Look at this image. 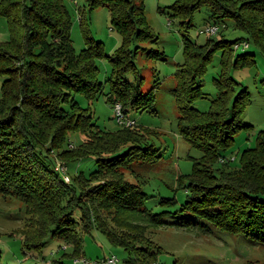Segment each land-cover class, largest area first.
<instances>
[{
	"label": "trees",
	"instance_id": "trees-1",
	"mask_svg": "<svg viewBox=\"0 0 264 264\" xmlns=\"http://www.w3.org/2000/svg\"><path fill=\"white\" fill-rule=\"evenodd\" d=\"M86 1L90 6L104 4L111 24L122 35L115 53L107 57L111 67L105 79L107 101L111 105L118 102L124 114L129 109H151L152 91L142 92V76L137 74L133 61L144 47L132 43L155 37L150 36L143 0ZM202 5L209 8L208 22L230 16L264 49V0H175L172 14L188 25L193 10ZM0 15L6 18L10 35L8 40L0 41V75H4L0 97V192L24 203L28 217L20 229L23 245L39 250L48 234L58 235L71 246L70 255L80 256L81 235L97 226L109 241L126 250L123 264H164L158 257L161 245L146 234L138 238L130 234L140 229L132 220L143 219L142 232L149 224L162 223L160 211L143 206L145 194L140 186L127 180L121 171L133 159L158 155L146 152L148 146H143L145 135L140 128L123 124L114 131L100 129L91 119L90 109L79 106L71 96L73 91L90 97L101 91L103 82L96 79L95 64V58L102 55L101 42H91L87 37L85 46L75 52L69 37L66 0H0ZM79 19L83 23L82 17ZM236 41L223 37L214 40L211 34L201 43L182 38L183 61L173 73L171 94L179 110V134L202 155L193 157L191 171L182 175L185 179L177 180L185 190L184 200L178 202L174 195L164 197L173 208L161 211L182 218L186 224H198L201 229L209 223L221 228L233 226L264 239V128L253 146L240 151L237 165H230L222 153L242 126L247 88L241 87L235 93V80L222 68L215 79L218 92L209 108L199 110L192 105L203 95L200 75L213 51L220 48L227 57ZM146 50L152 56L156 49ZM250 54H234L232 65L251 60ZM129 71L134 74L133 80L126 78ZM73 131L85 137L75 154L94 157V167L87 172L79 169L65 183L52 167L53 158L45 153L48 148L40 142L49 141L66 153L70 149L64 145L65 140ZM95 136L101 137L97 145L93 142ZM127 142L131 143L124 152L112 155ZM91 143L96 145L92 154ZM37 144L39 149H35ZM28 157L33 163L27 162ZM75 208L80 210L79 219L72 216ZM77 223L81 224V232L75 228Z\"/></svg>",
	"mask_w": 264,
	"mask_h": 264
},
{
	"label": "rangeland",
	"instance_id": "rangeland-1",
	"mask_svg": "<svg viewBox=\"0 0 264 264\" xmlns=\"http://www.w3.org/2000/svg\"><path fill=\"white\" fill-rule=\"evenodd\" d=\"M174 1L143 0V14L151 29L150 36L155 37L132 43L140 44L145 49L138 51L133 61L137 74L142 76L140 86L142 92L151 90L154 102L151 109H148L149 107L129 109L125 113V118L133 121L132 128L136 127V130L140 128L144 133L143 146H148L146 152L158 156L152 159H133L121 171L127 180L138 183L139 190L145 194L143 206L150 207L152 212L160 211L159 218L163 222L149 224L151 226L142 232L141 227L145 224L143 219L132 220L140 229L136 232L137 235L130 234L137 238L146 234L161 245L163 249L158 257L164 264H264V239L233 226L221 228L209 223L207 227L201 229L198 224H186L182 218L161 211L173 208L164 197L174 195L178 202L184 200L185 190L178 185L177 180L181 177L185 179L182 175L191 171L193 157L202 155L198 147L179 134V110L171 94L174 84L173 73L177 64L183 61V36L197 43L203 42L209 34L214 40L223 37L228 41L237 39L236 42H239L238 47L232 44L233 50L228 49L227 57L223 56L224 50L220 48L213 51L206 62L204 72L200 75L203 95L192 102L199 110L209 108L211 100L218 92L215 79L222 68L235 80V93L241 87L247 88L248 96L244 100L246 104L241 111L242 126L233 133V140L222 152L230 165L239 163L240 151L247 146H253L258 132L264 128V49L237 27L230 16L215 22L219 27L217 32H203L204 26L210 22L206 19L209 12L207 5L193 10L188 25L181 23L180 18L172 14L171 5ZM66 5L70 12L69 37L75 52H79L85 46L87 37L91 42L99 41L102 44V55L95 58L96 79L103 82L101 91L93 97L80 91H73L71 96L79 106L90 109L91 119L100 129L114 131L123 128V124L116 120L115 111L105 95L108 91V82L106 83L105 79L111 71L107 57L115 53L122 41V35L111 24L109 10L104 4L90 6L86 0H66ZM80 17L83 23L80 22ZM7 28L5 16L0 15V41L9 39ZM243 42H247V45L244 46ZM149 47L156 49L152 56L147 54L146 48ZM243 51L252 53L249 55L251 60L232 65L234 54ZM223 61L227 63L224 65ZM125 75L129 80L134 79V74L130 71ZM3 77L4 75H0V97ZM82 138L85 137L80 131L69 132L64 145L70 151L66 153L60 152L61 149L52 146L49 141L40 142L42 147L48 148L45 153L53 158L52 167L65 183L71 181L70 177L76 171L87 172L94 167V157L75 154L82 146L78 144ZM93 138L96 145L100 143V136ZM130 143L121 145L112 152V155L124 152ZM96 145L90 144V154ZM36 148L39 149L40 146L37 144ZM221 156L222 154L218 155L219 160ZM27 162L33 163V160L28 157ZM63 174L69 177L68 181ZM106 213L110 218L111 214ZM79 215V208H75L72 212L73 218L79 219ZM27 217L21 200L14 195L4 196L0 192V264H78L73 260L79 256L70 255L71 246L58 235L48 234L39 250L27 249L23 245L24 236L20 231ZM189 218L188 216L185 220ZM199 225H202V222ZM75 228L82 231L80 223H77ZM81 237V248L84 253L80 256L93 260L107 257L112 253L117 257L116 264H123L126 250L109 241L97 226L83 232Z\"/></svg>",
	"mask_w": 264,
	"mask_h": 264
},
{
	"label": "built area",
	"instance_id": "built-area-1",
	"mask_svg": "<svg viewBox=\"0 0 264 264\" xmlns=\"http://www.w3.org/2000/svg\"><path fill=\"white\" fill-rule=\"evenodd\" d=\"M218 29L219 27L215 24V21H214V22L207 23L203 28V32L215 33L218 31ZM238 43L239 42H235L234 47H238ZM243 45L246 46L247 42H243ZM112 107L115 111V118L118 122H121V124H124V125L133 124L132 120L125 118V114L123 113L121 105L118 102H115L112 105ZM61 169L63 171L62 167ZM63 177L65 178V180L67 181L69 180V177L66 174H63ZM116 261H117V257L115 254H112V253L107 257L96 258L93 260L85 256H79L77 258H74L73 260L74 263H78V264H116Z\"/></svg>",
	"mask_w": 264,
	"mask_h": 264
},
{
	"label": "crops",
	"instance_id": "crops-1",
	"mask_svg": "<svg viewBox=\"0 0 264 264\" xmlns=\"http://www.w3.org/2000/svg\"><path fill=\"white\" fill-rule=\"evenodd\" d=\"M84 253V252H83ZM85 255V254H84Z\"/></svg>",
	"mask_w": 264,
	"mask_h": 264
}]
</instances>
